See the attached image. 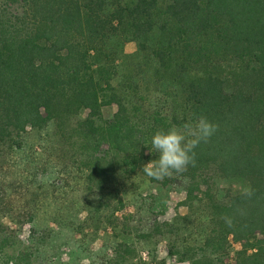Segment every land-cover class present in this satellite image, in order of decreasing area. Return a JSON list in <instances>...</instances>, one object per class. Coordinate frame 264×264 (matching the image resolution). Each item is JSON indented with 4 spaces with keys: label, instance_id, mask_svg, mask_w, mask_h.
<instances>
[{
    "label": "trees",
    "instance_id": "1",
    "mask_svg": "<svg viewBox=\"0 0 264 264\" xmlns=\"http://www.w3.org/2000/svg\"><path fill=\"white\" fill-rule=\"evenodd\" d=\"M199 115L218 131L195 149V166L148 177L143 165L158 158L154 132ZM44 133L43 150L62 145L51 154L61 169L41 163L44 196L21 204V185L2 172ZM74 166L88 195L74 233L110 227L157 245L178 231L157 219L150 231L134 230L117 216L121 194L142 179L182 193L185 215L176 221L202 225L197 249L174 244L169 256L225 264L233 254L235 264H264V0H0V264L52 263L42 256L51 231L39 229L38 208L48 202L47 183L62 187ZM113 252L107 264L142 263L127 242Z\"/></svg>",
    "mask_w": 264,
    "mask_h": 264
},
{
    "label": "rangeland",
    "instance_id": "2",
    "mask_svg": "<svg viewBox=\"0 0 264 264\" xmlns=\"http://www.w3.org/2000/svg\"><path fill=\"white\" fill-rule=\"evenodd\" d=\"M135 48L134 45L128 46L127 53L132 54ZM111 114V111H105V116L108 117ZM50 134L52 135L51 130ZM47 136L44 133L39 141V138L34 136L27 139L26 146L28 149L26 152L11 155L9 158L11 170L5 169L2 172V176L5 175L6 179L10 178L16 182V185L17 183L21 185L17 196L21 204L30 201L32 199L31 194L34 192L44 196V194L42 195L43 190H39L42 182L36 175L41 163L49 161L48 165L50 164L54 169L61 163L60 160L54 159L55 157L52 158V155L61 154L62 145L57 144L55 150H43L42 144H45L46 140L49 139ZM54 140H52V144L57 143V140ZM76 168L74 166L70 171L69 179H63L62 187L54 186L52 188V185L47 183V187L44 189L45 193L48 194V202H43L42 207L38 208L36 222L40 230L46 229L47 233L51 231L49 243L42 254L46 261H52L51 264H107L108 259L106 257L109 259L113 257L116 244L127 242L137 249L139 259H142L141 264L144 262L158 264L163 259L166 260L165 264H190L187 260L179 261L178 256H169L170 249L174 244L180 247V250L185 249V247L197 249L204 238L201 223L199 221L193 222L191 219L188 222H186L187 220L176 221L177 214L185 215V209L177 207L183 194L181 193V195L174 189H158L150 186L147 181L142 179L138 180L139 188L131 186L121 194L126 201V207L117 216L121 218L126 216L129 219L127 224L130 227H136L134 230L139 228L144 232L150 231V224L154 222V219H157L159 222H168L178 227V231L168 235L164 241L157 245L139 239L136 233H133L134 235L122 234L117 237L110 227L102 226L98 230L89 228L84 231L83 235L74 233L72 228L79 226L85 220L87 212L83 208L87 206L88 201L82 174L79 175ZM60 169L61 166L56 168V170ZM71 177L74 178L71 179ZM55 180L53 179V181ZM33 182L35 183L32 184ZM221 186L242 190L245 189L246 185L240 182L223 181ZM154 193H158V195L155 213L153 214L148 211V208L153 203L150 196ZM11 228L18 229L15 224H11ZM29 228L28 225L23 228V232L19 231V238L22 241L27 239ZM233 246L235 250L241 248L240 244H233ZM153 254L157 255L155 262L152 259ZM233 256L232 254L231 259L226 260L225 264H235Z\"/></svg>",
    "mask_w": 264,
    "mask_h": 264
},
{
    "label": "clouds",
    "instance_id": "3",
    "mask_svg": "<svg viewBox=\"0 0 264 264\" xmlns=\"http://www.w3.org/2000/svg\"><path fill=\"white\" fill-rule=\"evenodd\" d=\"M218 131V125L206 115H199L181 125L171 124L160 128L151 138L152 149L158 158L143 165L142 170L155 180H163L173 173H182L189 165L195 166V149Z\"/></svg>",
    "mask_w": 264,
    "mask_h": 264
}]
</instances>
